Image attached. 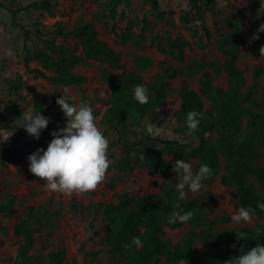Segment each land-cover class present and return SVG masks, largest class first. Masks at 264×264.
<instances>
[{"label": "trees", "instance_id": "obj_1", "mask_svg": "<svg viewBox=\"0 0 264 264\" xmlns=\"http://www.w3.org/2000/svg\"><path fill=\"white\" fill-rule=\"evenodd\" d=\"M101 1L105 11L100 18L112 21V27L107 26L106 29L116 31L122 40L141 39L151 30L154 21L147 15L140 20L141 32L137 33L133 29L136 21L126 13L133 6V0ZM149 1L155 20L175 27L172 16L163 8L161 1ZM227 1L231 3V0ZM260 2L261 0H251L250 8L258 10ZM189 3V8L181 15L182 20L195 34L203 32L208 40L212 39V28L205 13L217 7L218 0H189ZM0 6L10 11L13 26L22 32L25 41L34 43L33 48H26L25 55L26 68L34 77H49L59 85L79 86L84 82L85 76L73 70L76 64L89 59L104 64L101 71L108 79L110 88L103 120L108 130L115 133L109 140L108 155L113 156V151L121 148L123 153L117 161V167L121 171L141 166L162 177V181L155 184L158 191L136 195L126 191L119 196L118 201L91 202L85 205L78 198H72L70 207L75 218H83L86 213H101L108 226L102 247L88 250L84 248L83 264L104 259H107L104 264H159L163 256L166 257L165 264H232L237 256L245 254L257 244H264V211L257 207V202L264 203V164L260 163L264 154V62L255 65L252 81L249 82L238 60L239 51L245 42L246 27L250 24L253 28H258L264 23L263 13L259 16L257 14L254 20H249L243 8L237 7L225 19V25L229 27L227 30L216 27L219 35L216 46L226 59L209 62L192 60L194 65L190 66L191 69L195 66L203 69L199 89L186 83L181 85L178 124L167 137H152L144 131V125L151 122L160 129L164 127L161 107L169 97L172 79L179 74L177 68L169 62H162L154 78L147 81L139 72L126 69L121 53L100 37L93 22L83 20L68 28L60 20L52 27L43 22L29 25L19 20L22 11L32 8L55 14L58 7L56 1L39 0L23 6L18 0H0ZM120 18L127 19V25L118 32L116 27ZM195 21H200L199 27L194 26ZM59 36L67 40L73 39L74 43H59ZM152 40L159 49L181 61L186 59V48L194 44L183 33H177L174 37L155 34ZM37 41L39 45L36 44ZM80 48L83 55L78 54ZM33 60L41 67H31ZM45 68L53 70L54 74L49 76ZM213 72L225 73L227 86L216 83ZM26 84L27 81L20 74L18 78L8 80L10 92L20 91ZM137 84L147 88V104L141 105L134 99L133 90ZM20 97L25 98L22 95ZM204 97L210 101L209 106ZM32 104L34 112L39 111L50 118L38 140L20 126L25 110L19 103V98L12 100L15 120L3 121L0 112V130L9 129L14 137L23 138L26 145L36 141L46 149L53 138L51 133L55 131V125L66 117L63 111L58 113L53 103L43 98L33 97ZM189 111L202 113L198 129L192 135H186V117ZM165 153L197 158L198 166L208 164L212 169V176L206 179L209 183H213L219 175L225 159V171L221 180L236 189L237 210L241 206L251 207L255 213L254 218H259V222L255 225L219 227L208 219L205 196L187 193V198L179 203L185 212L194 213L186 222L191 228L176 243L166 238L164 227L176 228L185 223H168L179 197L176 185L180 177L172 170L175 161L166 159ZM11 159L16 162L19 173L26 170L27 161L22 152L5 150L0 146V162L7 164ZM110 185L113 186V181ZM7 213H17V197L14 194L6 201H0V214ZM60 216V210H50L45 205H29L15 225L17 252H0V263L64 264L67 259L64 245L51 250L47 256L35 252L38 233L47 223ZM87 232L90 239H93L98 235L97 225L89 222ZM240 232L247 234L244 240L237 239L236 233ZM135 236L140 237L142 247L137 249L132 245L125 248ZM74 261L73 259V264H76Z\"/></svg>", "mask_w": 264, "mask_h": 264}, {"label": "rangeland", "instance_id": "obj_2", "mask_svg": "<svg viewBox=\"0 0 264 264\" xmlns=\"http://www.w3.org/2000/svg\"><path fill=\"white\" fill-rule=\"evenodd\" d=\"M35 1L39 0H18L23 6ZM53 1L58 3L55 14H51L44 9L32 8L22 11L19 14V20L29 25L34 22H43L50 27L60 20L68 28L74 27L83 20L90 21L94 23L100 37L121 53L126 69L139 72L147 81L154 78L162 62H169L179 70L177 77L171 81L169 97L161 107L164 127L160 130L163 137L170 135L178 124L177 114L181 103V85L186 83L190 87L199 89V78L203 69L196 66L191 69L190 66L194 65L192 60L198 59L209 62L226 59V56L216 46L219 37L216 27L227 30L229 27L225 25V19L237 7L243 8L249 20H254L258 14L257 10L250 8L251 0H231V3L227 0H218L217 7L205 13L207 22L213 32L212 39L208 40L203 32L195 34L181 18L184 10L190 6L189 0H160L163 8L172 16L175 27L168 25L164 21L155 20L149 0H133V6L126 10L127 15L136 21L133 29L137 33L141 32L140 20L145 15L153 19L154 22L151 30L143 38L124 41L116 31L106 29L107 26L112 27L113 22L100 18V15L105 11V6L101 0ZM126 25L127 19L120 18L116 27L117 31L120 32ZM256 30L257 28H253L250 24L246 27L244 33L245 42L241 46L238 58L239 65L242 67L249 82L252 81L255 65L264 62V58L260 57L259 52L260 46L264 45V32L259 33V39L250 42V37ZM177 33L185 34L194 43L192 47L186 48V59L183 61L159 49L152 40L155 34H160L163 37H174ZM57 39L59 43L69 45L74 43L73 39L67 40L62 36ZM36 44L39 45V42L37 41ZM33 45L32 41H25L22 32L13 26L10 11L0 6L1 119L3 121L15 120L16 114L12 107V100L16 98H19V103L25 112L29 109L34 111L32 99L33 97H39L47 102H52L54 109L58 113H62L56 100L64 95L68 101H72L76 105L80 103L89 104L96 117L98 128L108 140H111L115 133L108 130V126L103 120L110 88L108 79L104 77L101 71L104 64L101 61L90 59L76 64L73 70L85 76L84 82L79 86L55 84L49 77H34L28 72L25 65L26 48H33ZM164 46L166 47L167 43ZM78 54L83 55L82 48L78 50ZM30 65L31 67H41L36 60H33ZM45 71L49 76L54 74V71L49 68H45ZM115 72L120 71L115 70ZM19 74L23 76L27 84L20 91L10 92L8 80L18 78ZM212 75L216 83L227 86V75L225 73L217 74L213 72ZM262 84H264V75L262 76ZM21 95L25 96V98L20 97ZM204 98L206 105L209 106L210 101L208 98ZM65 125L66 118L59 121L54 129L58 130ZM8 136L10 137L5 140ZM24 141L23 138L14 137L9 129L0 130V146L5 150L22 152L27 161L26 170L23 173L18 172L17 164L13 159L9 160L7 164L0 162V201H6L13 194L17 197V213L0 214V252L16 254L18 238L15 234V225L26 213L29 205H45L50 210H60L61 216L57 220L47 223L38 233V243L35 252L47 256L51 250L64 245L67 250V259L64 264H73V259L76 264H83L85 261L84 248L88 250L102 247L108 226L101 213H86L83 218H75L70 207L72 198H78L85 205L91 202L118 201L119 196L126 191L134 195L158 191L155 184L162 181L161 176L151 172L147 167L136 166L133 170L121 171L117 167V161L123 150L116 148L113 151V156L108 155L110 167L106 178L95 191L83 194L73 193L71 196L49 192L45 188L44 181L29 171L30 162L27 159L38 148L44 149V147L36 141L30 145H26ZM164 157L173 161L184 159L186 162H190L194 173L199 168V159L197 158H185L178 154L169 153H165ZM260 163L264 164V154ZM224 164L225 159H223L220 173L213 183H209L205 179L202 181L203 187L199 192L187 193L192 195L203 194L205 196L208 219L219 227L246 224L243 222L237 224L231 219V216L237 211V192L233 186L226 185L221 180V176L225 171ZM111 181H113V186L110 185ZM89 222H94L98 228V235L93 239H90L87 232ZM258 222L259 218L256 217L253 218L252 223L247 224L255 225ZM190 228L191 225L189 223L176 228L164 227V236L176 243ZM106 261L107 259L97 260L92 264H104ZM165 262L166 257L163 256L159 264H165ZM0 264L6 263L1 262Z\"/></svg>", "mask_w": 264, "mask_h": 264}, {"label": "clouds", "instance_id": "obj_3", "mask_svg": "<svg viewBox=\"0 0 264 264\" xmlns=\"http://www.w3.org/2000/svg\"><path fill=\"white\" fill-rule=\"evenodd\" d=\"M258 16L264 13V0L260 2L257 10ZM200 21H195L194 26L199 27ZM264 32V23L260 24L256 32L250 37V42L259 39V33ZM260 57L264 56V45L259 49ZM134 99L141 105L149 102L147 88L137 84L133 90ZM57 105L66 117V125L51 133L52 139L46 149L38 148L27 159L29 171L44 181L49 192L62 193L71 196L73 193H87L95 191L105 180L110 167L108 159L109 140L98 128L92 107L87 103L79 105L69 103L62 95L56 100ZM202 113L189 111L186 117V135H192L199 126ZM48 117L41 112L29 109L23 115L22 126L26 132L35 139H39L41 131L49 124ZM144 131L152 136L161 135L160 128L151 122L144 125ZM8 136L5 140H7ZM42 153V154H41ZM172 170L179 175L180 180L176 185L179 197L174 204V211L168 218L169 224L177 222L186 223L194 215L192 211L180 208V200L187 198V192L197 193L202 187V181L212 176L211 167L202 163L194 173L190 162L178 159L173 164ZM187 189V191H185ZM257 207L264 211V203L257 202ZM254 210L251 207L241 206L231 216L234 223H252ZM259 231V229H257ZM238 240H244L246 233H236ZM137 249L142 247L139 236L133 237L131 244ZM232 264H264V244H257L243 255L236 257Z\"/></svg>", "mask_w": 264, "mask_h": 264}]
</instances>
